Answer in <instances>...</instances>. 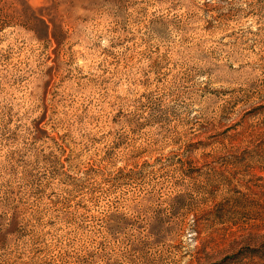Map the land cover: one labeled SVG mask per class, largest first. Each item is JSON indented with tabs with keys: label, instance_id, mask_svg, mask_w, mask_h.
Masks as SVG:
<instances>
[{
	"label": "rangeland",
	"instance_id": "rangeland-1",
	"mask_svg": "<svg viewBox=\"0 0 264 264\" xmlns=\"http://www.w3.org/2000/svg\"><path fill=\"white\" fill-rule=\"evenodd\" d=\"M0 264H264V0H0Z\"/></svg>",
	"mask_w": 264,
	"mask_h": 264
}]
</instances>
